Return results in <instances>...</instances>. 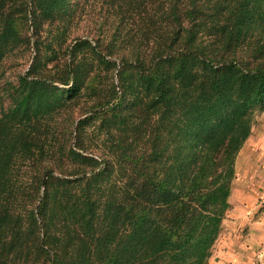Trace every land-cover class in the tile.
<instances>
[{
	"label": "trees",
	"instance_id": "obj_1",
	"mask_svg": "<svg viewBox=\"0 0 264 264\" xmlns=\"http://www.w3.org/2000/svg\"><path fill=\"white\" fill-rule=\"evenodd\" d=\"M101 4L110 38L72 36L69 0H0V264H207L264 111V0Z\"/></svg>",
	"mask_w": 264,
	"mask_h": 264
},
{
	"label": "crops",
	"instance_id": "obj_2",
	"mask_svg": "<svg viewBox=\"0 0 264 264\" xmlns=\"http://www.w3.org/2000/svg\"><path fill=\"white\" fill-rule=\"evenodd\" d=\"M229 208L207 264H264V121L235 159Z\"/></svg>",
	"mask_w": 264,
	"mask_h": 264
},
{
	"label": "rangeland",
	"instance_id": "obj_3",
	"mask_svg": "<svg viewBox=\"0 0 264 264\" xmlns=\"http://www.w3.org/2000/svg\"><path fill=\"white\" fill-rule=\"evenodd\" d=\"M72 4H76V11L75 15L73 16V20L67 24L70 26L69 32L72 36L74 35H82L85 36L89 34L92 36V34H98L100 32H106L107 37L110 38L112 34H115L118 27L116 23V18L115 15H112L111 13L109 14V11H106L103 9L101 0H69V5L72 6ZM105 5V4H104ZM103 18L102 15H104ZM107 20H105V19ZM103 21V25L100 28V23ZM120 27H123V33L126 32V30L129 28V25L124 21H122V24L119 25ZM23 30L25 31V26L23 27ZM123 49V48H122ZM116 49L115 52L113 53V58H119L122 55L123 50ZM118 61V59H115ZM15 67L10 69L7 68V72H13V71H24L27 68V65L29 63V52L25 48H21L17 53H16V60H15ZM103 73H108V78H112V81L116 84L117 83V77L115 75L116 70L112 73L111 71L104 72ZM13 76V75H12ZM109 80V79H108ZM111 81V80H110ZM95 98L96 95H92L91 97L84 96L79 99V104H77V107L72 109V113L70 112L69 108L62 109L60 112L55 114V116L51 119V126L48 129V132L51 133L53 132L54 136H57L58 142L61 143L62 140V134L65 132L67 128V124L69 125V130L73 132L71 135L72 139L71 142L74 141V134L76 133V122L83 118V116L89 115V113L82 114L89 106L93 105L95 103ZM73 117L72 120L74 119L73 124L71 125V119L68 121L67 118ZM264 121V111L258 112L255 115V123L258 121ZM85 130L86 131H91L92 130V124H88L87 126L85 125ZM92 138V147L94 148L96 144L100 143L99 140H94V137ZM58 155L57 152L54 153L53 156ZM13 181L12 184H14V188H16L15 185H23V183L28 182L27 175H24V170L21 169L20 171H14L13 172ZM23 182V183H22ZM16 200H21L24 198L23 195L19 194V192H16ZM28 207H30L28 205ZM26 212L22 210V214H25ZM36 234L38 233L39 236L42 238V231L40 227L38 229L36 228L35 230Z\"/></svg>",
	"mask_w": 264,
	"mask_h": 264
}]
</instances>
